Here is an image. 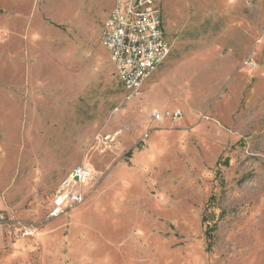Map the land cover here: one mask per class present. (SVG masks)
I'll return each mask as SVG.
<instances>
[{
  "label": "rangeland",
  "instance_id": "rangeland-1",
  "mask_svg": "<svg viewBox=\"0 0 264 264\" xmlns=\"http://www.w3.org/2000/svg\"><path fill=\"white\" fill-rule=\"evenodd\" d=\"M114 5L0 0V264H264V0H163L171 52L135 98ZM79 165L85 202L52 216Z\"/></svg>",
  "mask_w": 264,
  "mask_h": 264
},
{
  "label": "built area",
  "instance_id": "built-area-1",
  "mask_svg": "<svg viewBox=\"0 0 264 264\" xmlns=\"http://www.w3.org/2000/svg\"><path fill=\"white\" fill-rule=\"evenodd\" d=\"M163 0H115L107 19L102 41L109 52L115 73L130 98L142 94L145 85L168 59L171 48L166 37ZM159 119L160 115L154 113ZM167 118L178 120L181 111L166 113ZM94 179L93 170L79 165L62 182L52 216L82 205L87 193L85 188ZM4 216L0 215V226ZM33 230L20 229L18 236L31 237Z\"/></svg>",
  "mask_w": 264,
  "mask_h": 264
},
{
  "label": "crops",
  "instance_id": "crops-1",
  "mask_svg": "<svg viewBox=\"0 0 264 264\" xmlns=\"http://www.w3.org/2000/svg\"><path fill=\"white\" fill-rule=\"evenodd\" d=\"M155 75V74H154ZM153 78V77H152ZM149 82V81H148Z\"/></svg>",
  "mask_w": 264,
  "mask_h": 264
}]
</instances>
